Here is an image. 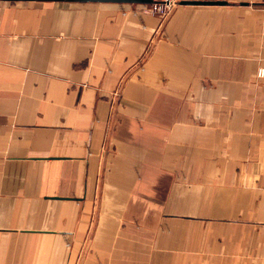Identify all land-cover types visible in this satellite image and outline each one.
I'll use <instances>...</instances> for the list:
<instances>
[{"label": "crops", "instance_id": "0c3cea01", "mask_svg": "<svg viewBox=\"0 0 264 264\" xmlns=\"http://www.w3.org/2000/svg\"><path fill=\"white\" fill-rule=\"evenodd\" d=\"M0 0V264H264V0Z\"/></svg>", "mask_w": 264, "mask_h": 264}, {"label": "built area", "instance_id": "2783aa9c", "mask_svg": "<svg viewBox=\"0 0 264 264\" xmlns=\"http://www.w3.org/2000/svg\"><path fill=\"white\" fill-rule=\"evenodd\" d=\"M179 0H153L152 3L146 4L145 9L152 14L159 15L161 18H168L175 7L178 5ZM1 13V6H0ZM261 77H264V71L259 72Z\"/></svg>", "mask_w": 264, "mask_h": 264}, {"label": "water", "instance_id": "95a60500", "mask_svg": "<svg viewBox=\"0 0 264 264\" xmlns=\"http://www.w3.org/2000/svg\"><path fill=\"white\" fill-rule=\"evenodd\" d=\"M83 1H96V2H112V3H134V4H150L153 0H83ZM218 4L219 2L212 1H181V4L197 5V4Z\"/></svg>", "mask_w": 264, "mask_h": 264}, {"label": "rangeland", "instance_id": "374dc122", "mask_svg": "<svg viewBox=\"0 0 264 264\" xmlns=\"http://www.w3.org/2000/svg\"><path fill=\"white\" fill-rule=\"evenodd\" d=\"M159 16V15H158ZM160 17V16H159ZM164 19H166V18H164Z\"/></svg>", "mask_w": 264, "mask_h": 264}]
</instances>
